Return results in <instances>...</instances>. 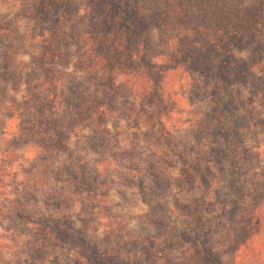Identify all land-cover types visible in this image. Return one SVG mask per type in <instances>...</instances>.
Wrapping results in <instances>:
<instances>
[{"label": "rangeland", "instance_id": "rangeland-1", "mask_svg": "<svg viewBox=\"0 0 264 264\" xmlns=\"http://www.w3.org/2000/svg\"><path fill=\"white\" fill-rule=\"evenodd\" d=\"M159 1L141 0L140 6H144L147 13L158 9L164 12L160 27L151 30L148 58L165 70L162 92L167 109L161 112L145 106L142 115L149 112L156 117L148 120L143 117L140 121L141 113H138L136 119L131 113L132 106L126 107L129 99L135 101L131 88L127 87L129 99L122 95L116 101L114 112L117 113L114 117L111 115L106 124V134L85 126L75 130L69 143L72 150L78 152L86 148L84 161L91 170L96 169L94 171L101 174L99 183H103L100 195L84 196L79 200L83 205L79 203L70 210L74 223L81 229L78 235L87 236L91 244L98 242L113 253L131 248L133 264H204L198 253L206 249L216 250L224 264H264V232H259L257 225H251L255 201L249 193V188L258 181L255 172L264 173V129L248 128L254 125L248 118L253 104H258L259 110L264 112V66L255 70L257 79L252 78L251 82L256 84L245 87V82L233 85L217 74L212 76L193 70L188 66V53L199 47V39L177 25L173 13L166 11ZM42 2L0 0V76L8 67L13 69L9 79L0 80L7 99L16 96L22 101L26 95V87L17 89L19 77L25 80L26 74L38 77L39 72L32 69V58L38 51L37 32L43 24L55 19L53 8L39 10ZM91 5L88 0L77 1L79 15L69 24V31L82 32L86 28L89 13L96 11V8L90 9ZM9 24L13 29L11 33H2ZM82 46V42L70 36L63 47L65 56L60 66L64 81L75 91L85 90L97 95L101 89V74L95 76L96 72L77 65ZM250 46L254 45H240L237 56L248 60L251 55L245 49ZM108 90L106 87L105 91ZM7 116L0 118V137L5 139L15 134L18 127L17 119ZM236 125L245 135L244 141L232 135L238 129ZM202 131L207 132L203 138L198 134ZM221 132L223 137L230 133L231 139L218 135ZM0 148L3 149L1 145ZM19 154L20 162L5 171L7 187H0V198L10 194L11 181L22 190L24 179L41 180L39 189L41 186L45 189L35 193L40 211L37 220H28L22 233L13 231L10 221L0 223V264L83 263L79 261L76 244L56 246L55 242L49 243L40 237V245H44L48 254L44 263L35 251L38 247L33 248L40 224L54 223L51 207L41 193L49 194L51 188L62 186L56 181L57 174L64 173L63 169L68 163L71 165V160H65L67 155H60L49 168H41L32 176L27 175L23 165L27 170L40 151L29 147ZM7 159L11 160V156ZM7 159L0 155V167H7ZM209 162L213 171L207 169ZM157 164L160 165L155 170ZM186 168L190 169L191 177L184 173ZM158 172L171 178L169 188H163L160 180L154 181L152 176ZM63 178H68L65 173ZM235 185L239 190H235ZM82 191L73 185L67 186V192L77 201ZM107 193V198L101 197ZM236 211L241 216L239 222ZM210 228H213L212 235ZM197 241L200 251L192 247ZM83 264H91V261Z\"/></svg>", "mask_w": 264, "mask_h": 264}, {"label": "trees", "instance_id": "trees-1", "mask_svg": "<svg viewBox=\"0 0 264 264\" xmlns=\"http://www.w3.org/2000/svg\"><path fill=\"white\" fill-rule=\"evenodd\" d=\"M77 1L43 0L40 4L39 10L42 11L53 8L55 19L43 24V28L37 32L38 51L32 58V69L39 72L37 79L30 74L25 75L26 80L22 77L18 78L17 89L26 87V95L22 101H18L16 96L9 97L7 101L4 95L5 88L0 82V118L8 115L9 118L18 121L15 134L7 139L0 137V145L3 147L0 148V153L6 159L11 156V160L7 159V167H0L2 168L0 187H7L5 171H10L15 163L20 162L22 158L19 153L23 148L32 147L40 151L27 170L23 165L27 175L32 176H36L41 168H49L53 160L61 158L60 155H67L65 160L70 159L71 165L68 163L63 170L68 178H63V172L57 174L56 181L62 183V186L51 188L49 194L41 193L47 200V205L51 207L54 218V223L45 225L46 222H42L37 230L38 235L35 237L37 242L33 248L38 247L35 251L39 254L41 263H44L48 255L43 249L44 245H40V237H43L49 243L55 242L56 246L76 244L75 247L80 251L79 261L83 263L91 261V264L92 262L133 264L135 260H132L134 255L131 254V248L113 253L111 250L103 249L98 242L94 241L91 244L87 236L78 235L81 229H78L74 223L70 210L79 203L83 205L79 200L84 196L92 197L93 193H101L100 187L103 183H99L101 174L95 172L96 169L91 170L84 161L86 148L75 152L69 143L75 130L81 126L103 131L106 134L108 132L106 124L110 122L111 115L117 113L114 112L116 101L122 95L129 99L126 93L127 87L131 88L133 92L131 97L135 101L129 99L126 107L132 106L131 113L134 116L141 113L140 121L143 117H146L145 120L156 117L155 113L152 117L149 112H147L148 116L146 113H144L146 116L142 115L141 110L145 106L160 109L161 112L167 109L162 92L165 70L148 58L151 30L160 27L161 20L165 19L164 12L158 9L154 13H147L144 6H140L141 0H88L92 4L90 9L96 8V11L89 13L86 28L82 32L69 31V24L76 15H79L76 8ZM159 2L166 7V11L173 13L177 25H182L183 30L199 39V47L188 53L190 68L202 74L212 76L217 74L221 78H226L230 84L234 83L233 85L242 82H245L244 87L256 84L253 82L257 79L255 70L264 66V0H160ZM167 6L171 9L168 10ZM10 24L4 26L2 33H11L13 29ZM70 36L83 43L82 55L78 58L77 65L88 72H96L95 76L101 74L99 82L101 89L97 91L99 93L97 95L89 94L85 90L75 91L64 81L65 74L60 65L65 56L63 47L70 40ZM242 44L254 45L245 49L251 55L246 61L236 54L237 48ZM12 74L13 69L8 67L6 73L0 76V80L3 79L2 77L9 79ZM106 87L109 92L105 91ZM244 107L247 109L248 105L245 104ZM259 109L258 104H253L250 109L248 118L255 126L248 125L249 129L255 127L264 129V112ZM124 113L128 112L124 111ZM235 127L238 128L239 125ZM240 129L238 128L232 135L244 141L245 135ZM206 133L198 132L202 138ZM232 135L226 133L225 137H222L229 140ZM94 148L92 151L97 153ZM208 164L207 169L213 171L212 163ZM159 165L155 166V170ZM249 171L252 173V169ZM184 173L191 177L189 168H186ZM255 177L259 182L249 188L253 202L255 201L251 211V225H257L258 231L264 232V173L255 172ZM152 178L154 181L160 180L163 188L171 186V178L164 176L163 172H158ZM40 183L41 180L31 182L24 179L20 190L11 181V186L8 185L11 188L9 196L0 198V223L10 221L13 225L12 230L22 233L28 220H37L40 211L35 195L45 189V186L39 189ZM94 184L96 187L92 186ZM70 185L83 190L79 193L83 197L80 196L78 201L74 199L73 194L67 192V186ZM140 185L141 183L139 187ZM235 190H239L238 185H235ZM101 197L107 198L108 193ZM235 216L238 217L237 222H239L241 216L238 211ZM253 217H257L258 220ZM85 223L88 226V222ZM210 229L212 232L213 228ZM210 234L212 235L213 232ZM133 246L135 247L136 244ZM192 247L200 251L198 241L197 244L193 243ZM198 257L204 260V264H224L213 249L200 251Z\"/></svg>", "mask_w": 264, "mask_h": 264}]
</instances>
